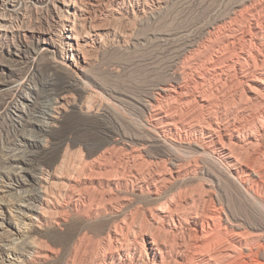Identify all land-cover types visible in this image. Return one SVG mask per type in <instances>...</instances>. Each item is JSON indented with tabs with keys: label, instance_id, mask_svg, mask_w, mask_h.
<instances>
[{
	"label": "rangeland",
	"instance_id": "obj_1",
	"mask_svg": "<svg viewBox=\"0 0 264 264\" xmlns=\"http://www.w3.org/2000/svg\"><path fill=\"white\" fill-rule=\"evenodd\" d=\"M254 1L12 0L0 5L5 18L0 19V264H71L73 248L85 229L99 246L109 231L127 227L126 223L148 226L149 214L143 211L160 200L151 202L147 194L144 197L139 191L133 192L127 185L129 171L123 172L121 167L132 149L139 150L148 162H155L160 155L161 146L147 124V99L163 83L181 74L189 41L199 43L207 27ZM59 15L79 22L76 31L87 62L73 49L77 42H67L62 24L56 23ZM114 22L116 32L111 27ZM95 27L104 38L102 42L91 43L88 37ZM50 29L53 33L47 34ZM25 101L38 107L53 103L63 107L64 113L56 119L47 118L49 128L26 139L32 157L25 171L29 180H14L8 185L3 177L6 156L18 149L15 139L23 132L20 123L33 119L20 108ZM40 138L46 145L37 143ZM183 144H177L174 151L164 148L184 159L196 152L193 161L197 165L189 168L187 180L179 178L170 183L168 192L212 195L222 203L232 224L260 231L264 240V200L240 183L241 166L245 165L220 155L215 163L199 154L194 143ZM234 150L239 156L238 149ZM105 154L106 159L102 158ZM94 159L107 162L101 174L89 170ZM36 167L43 170L44 179L34 178ZM85 175L95 182L104 175L117 178L120 187L116 192L120 195L113 202L114 208L106 204L99 213L84 217L72 210L66 199L67 210L62 212L42 201L40 219H26V224L21 219L16 203L20 191L27 187L46 189L43 196L55 201L52 193L64 192L71 182L84 183ZM21 226L27 232L17 233ZM13 237L37 241L48 255L27 252L31 257L8 258L10 250L5 244ZM105 264L112 263L108 260Z\"/></svg>",
	"mask_w": 264,
	"mask_h": 264
},
{
	"label": "bare ground",
	"instance_id": "obj_2",
	"mask_svg": "<svg viewBox=\"0 0 264 264\" xmlns=\"http://www.w3.org/2000/svg\"><path fill=\"white\" fill-rule=\"evenodd\" d=\"M11 1L0 0V5ZM110 9L115 12V8ZM58 18L56 23L62 24L67 42L71 45L77 42L73 49L79 53L81 60L87 62L86 52L79 44L80 36L76 31L79 22L63 15ZM0 19H5L1 13ZM111 27L116 32L115 22ZM46 33L53 31L50 29ZM88 37L91 43L104 39L97 32V27ZM199 38V43L188 42L189 51L186 52L189 53L183 58L181 74L158 87L145 104L149 111L147 124L161 146L160 155H157L155 162L149 159L148 162L142 158L139 150L132 149L129 157L120 161L123 172L129 171L131 177L127 185L131 186L133 192L139 191L144 197L147 194L150 200L148 197L146 199L151 202L160 200L143 211L149 214L148 226H139L137 222L126 223L127 227L120 226L109 231L99 246L85 229L72 249L71 264H105L108 260L112 264H185L184 260L186 264H264L262 232L232 224L222 203L212 195L205 196L198 192L199 196H189L181 190L168 192L170 183L190 177L189 168L196 162L193 161L196 152L184 159L164 148L169 147L174 151L177 144L194 143L198 146L195 147L199 154L215 163L219 155L226 156L230 161L235 159L245 165L241 166L240 183L258 199L264 200V0H255L220 23L207 27ZM47 43L54 46L53 42ZM20 108L32 115L33 119L20 123L23 132L20 138L15 139L18 149L6 156L7 170L3 177L8 185L14 180H29L25 171L32 163V157L26 147V139L38 136V130H47L51 124L47 118L56 119L64 113L63 107L53 103L38 107L25 101ZM37 143L46 145L43 138ZM234 149H238L239 156L234 155ZM103 157L106 159L107 155ZM104 163L95 160L89 170L101 174L106 170ZM43 174V170L36 167L34 178L44 179ZM105 175L97 182L87 180L88 175H85L84 183L78 180L69 183L64 192L52 193L55 201L43 196L42 191L46 192V189L27 187L17 195L21 219L25 224L26 219H40L42 201L60 212L67 210V204L63 202L66 199L70 208L84 217L99 213L106 204L114 208L113 202L120 195L116 192L120 182ZM26 230L21 226L17 233L23 234ZM5 247L10 250L8 258L19 255L31 257L27 252L48 255L37 241L29 242L18 237H13Z\"/></svg>",
	"mask_w": 264,
	"mask_h": 264
}]
</instances>
